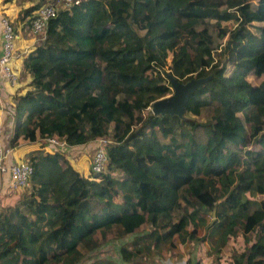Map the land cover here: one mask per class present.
I'll return each mask as SVG.
<instances>
[{"label": "trees", "instance_id": "1", "mask_svg": "<svg viewBox=\"0 0 264 264\" xmlns=\"http://www.w3.org/2000/svg\"><path fill=\"white\" fill-rule=\"evenodd\" d=\"M55 1L36 0L20 20L29 29L33 13ZM43 33L22 61L30 82L14 99L8 147L19 138L69 147L105 138L106 172L84 178L60 153L27 155L30 192L0 212V264H79V248L96 251V234L126 237L143 225L118 264L171 251L173 237L196 241L201 228L210 244L216 233L222 243L237 229L250 235L231 263L264 264V0H77ZM166 74L179 83L210 76L181 119L150 114L170 95ZM203 113V124L185 118ZM196 128L203 143L190 134Z\"/></svg>", "mask_w": 264, "mask_h": 264}, {"label": "rangeland", "instance_id": "2", "mask_svg": "<svg viewBox=\"0 0 264 264\" xmlns=\"http://www.w3.org/2000/svg\"><path fill=\"white\" fill-rule=\"evenodd\" d=\"M13 4L17 5V7H20V10L16 16V20L12 21L14 28L18 29V25H17L18 22L20 24L22 23V20H20V14L23 10L21 7L24 4V0H13ZM57 6H59V7H57V9H60L61 5L58 4ZM57 9H56V11H57ZM2 17H8V16L3 15ZM22 24L24 25V23H22ZM220 26L230 27V24L229 23H221ZM22 29L23 30L26 29V31H27V27H25V25L22 26ZM30 34H31V32H30ZM36 38H38V37H36ZM39 39H41V38H38V40ZM261 79H263V78H261ZM247 81L251 85H257V84H259V82L261 80L249 77V78H247ZM170 94H171V91H170ZM185 118H187L190 121H193L194 123H198V124H203L206 121H208V115L206 113L201 114L197 118L192 117L190 115H186ZM240 119H241V117H240ZM190 134H192L194 141L197 143H203L205 140V135H204L202 128H196V130H194ZM177 139H178V143H180L179 140H181V139L178 137H177ZM159 141L161 143H164V144L168 143V140H162L161 138H159ZM31 149L32 150L36 149V147L31 148ZM37 151H38V149H37ZM28 152H29V150H28ZM25 159H26V156H25ZM21 161L23 162L24 159ZM81 164H82V161L80 163L76 164L75 167L80 168ZM88 164H90V163H88ZM88 170H89V167H88ZM104 172H106V171L104 170L103 173ZM119 176L120 175L118 172H114L112 177L117 179V177H119ZM29 192L30 191L28 188L21 190V191H13V190L9 189L8 181H5L3 179V177L0 176V212H4V209L7 206H9L12 203H15L20 198V196H22L23 194H26V196H27L29 194ZM256 199H261V198L257 197ZM262 200L264 201V197H262ZM188 209H189L188 211H190V208H188ZM215 214H216V209H214L212 212H210L208 214L209 215L208 221H207L208 223H211L212 221L216 220ZM253 217L256 221H260L263 216L260 213H253ZM178 218H179V213H174L172 215L171 221L175 223L178 220ZM199 230L200 231H197V233L195 231L191 232L193 234H194V232L196 233V239H197L196 241H193V242L191 241V244L185 240L183 242L184 245L181 246L178 244L179 240L176 237H173V243L176 245V247L174 249H172L171 251L168 249V246L163 245V246L158 248V251H155L153 253L149 252V254H143L141 256H144V255L149 256L152 261H155L158 264H163L164 260L166 259L165 256H167V253L170 252L171 255L168 256V264H182V262H180L178 260V255H179L178 253H197V251L199 250V253H203V254H201V256L197 258V260H195L193 258V256H189V257H186L187 260H185L186 263L184 262V264H207L206 263L207 260H208V263L210 262L209 264H232L231 263L232 257H234L238 254L237 253L238 251H236L235 248L237 249L238 247H240L241 249H243L244 247H246V244L243 242V240L245 238L248 239L250 237V235L243 237L241 235L240 230L237 229L236 236L234 239H232V241L222 243V242L218 241V233H216L212 236L213 241L215 243L210 244L206 240L205 234H203L204 228H201ZM104 231H106V230H104ZM146 232H147V227H146V225H143L138 229V231L136 232L135 235L126 236V237L117 238L118 233H117V230L115 228H113L109 231L103 232L102 236L98 233L95 235V238H96L97 243H98V247H97L96 251L93 252L92 255L89 256V255H87L88 253L87 254L83 253L84 251L81 248H79V251L82 254H84L83 259L85 260V261L82 260V262H80L79 264H93L94 261L100 260V259H110L112 261L118 260L117 253H118L119 248L125 247L128 249H131L132 246L130 245V243L132 242V240L135 237H142V236L146 235ZM197 234H198V236H197ZM142 243H146V241H143V242L140 241L137 245L141 246ZM217 251H219V253H220L218 256L219 261L215 260ZM135 261L138 264H142V263H139L141 260H138L137 258L135 259ZM151 263H153V262H151ZM166 264H167V262H166Z\"/></svg>", "mask_w": 264, "mask_h": 264}, {"label": "crops", "instance_id": "3", "mask_svg": "<svg viewBox=\"0 0 264 264\" xmlns=\"http://www.w3.org/2000/svg\"><path fill=\"white\" fill-rule=\"evenodd\" d=\"M35 3L36 0H33L31 2H27L26 0H24V4L21 8L24 10ZM19 10L20 7L14 5L13 0H10V2L5 4L3 3V0H0V19L3 18L2 17L3 15L8 16L9 18L8 17L6 18L12 23V27L16 34V39L15 42L13 43L12 59L8 65L9 71L15 76L16 81L14 82L13 85H10L5 83L4 80L0 78V131H1V139L3 141V145H5L6 147L8 146L9 140L12 136L13 126L15 124L13 118L14 99L15 97L24 95V93L28 90L27 85L30 82V78L28 74L22 73V61L27 54L32 52L37 46L41 44L40 39L38 40V38L31 35L28 28L27 31L26 29L25 30L22 29V26H24L22 23L20 24L18 22L17 24L18 29L14 28L12 21L16 20V16ZM0 51H1V45H0ZM41 140L42 139H37L34 142L29 143L27 141L22 140L21 138L17 139L15 145L12 148H10L12 151L8 156L7 163L8 164L19 163L23 159L25 161V156L29 155L30 152L31 153L42 152L48 154L58 151V150H54L50 152V149H48V147H41V142H42ZM59 142L62 141L59 140ZM35 147L36 149L33 150L31 149ZM94 147H95L94 143H90L88 145H83V146L66 147V149L61 155H63L64 159L67 161V163L69 164V166L72 168L73 171H75L80 176L87 178L88 167H89L88 163H90ZM81 161L82 164L80 168H76L75 165L80 163ZM2 177L5 181H8L6 176H2ZM24 189H17L13 191H21ZM188 243L191 244V242ZM183 245L184 243L181 244V246ZM178 254H179L178 260L182 262V264H184V262L186 263L185 260H187L186 257L193 256V258L197 260V258L200 257L201 254L203 253H199L198 250L197 253H178ZM170 255H171L170 252L167 253V256H165L166 259L164 258L165 260L163 264H166V262L168 264V256ZM148 257L149 256L143 258V256H138L137 259L141 260L139 263L142 264H158L155 261H152L150 257L149 258ZM133 261L134 263H137L135 260ZM112 262L118 264V260ZM206 263L209 264L210 262L208 263L207 260Z\"/></svg>", "mask_w": 264, "mask_h": 264}, {"label": "built area", "instance_id": "4", "mask_svg": "<svg viewBox=\"0 0 264 264\" xmlns=\"http://www.w3.org/2000/svg\"><path fill=\"white\" fill-rule=\"evenodd\" d=\"M58 4L61 9H67L72 5L77 4V0H56L54 4H43L32 15L30 20L29 31L31 35L36 36L43 41L44 29L51 19L56 16V9ZM16 34L12 27V23L3 17L0 19V78L5 83L13 85L16 81L15 76L9 71V62L13 55V43L15 42ZM41 147H48L50 152L54 150L62 151L66 145L59 142L55 138H45L41 140ZM109 144L107 139H100L97 141L91 161L89 164V174L103 173L106 166L105 148ZM11 149L3 145L0 131V176H6L8 179V187L11 190L24 189L29 187L30 177L32 175V168L25 162L8 164L7 159L11 153Z\"/></svg>", "mask_w": 264, "mask_h": 264}, {"label": "water", "instance_id": "5", "mask_svg": "<svg viewBox=\"0 0 264 264\" xmlns=\"http://www.w3.org/2000/svg\"><path fill=\"white\" fill-rule=\"evenodd\" d=\"M165 80L169 85L171 94L151 104L149 111L152 116L177 117L181 119L185 113V105L189 97L202 85L210 80V76L192 79L185 83L177 82L172 76L166 74Z\"/></svg>", "mask_w": 264, "mask_h": 264}, {"label": "clouds", "instance_id": "6", "mask_svg": "<svg viewBox=\"0 0 264 264\" xmlns=\"http://www.w3.org/2000/svg\"><path fill=\"white\" fill-rule=\"evenodd\" d=\"M60 9H61V8H60ZM60 9H57V11L60 10ZM41 43H42V42H41ZM100 139H105V138H99V139L95 140L94 142H92V143L95 144V147H94V149H93V152H94L95 148L97 147V141L100 140ZM108 145H109V144H108ZM108 145H107V146H108ZM107 146H106V148H107ZM66 147H69V146H66ZM66 147H65L62 151H57V153L62 154V153L64 152V150L66 149ZM106 148H105V155H106ZM53 153H56V152H53ZM48 154H52V153H48ZM105 171H106V166H105ZM104 173H105V172H104ZM104 173H100V174H104ZM88 175H89V170H88ZM87 177H88V176H87Z\"/></svg>", "mask_w": 264, "mask_h": 264}]
</instances>
